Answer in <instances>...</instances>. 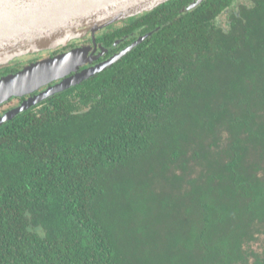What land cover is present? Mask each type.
<instances>
[{
  "label": "trees",
  "instance_id": "obj_1",
  "mask_svg": "<svg viewBox=\"0 0 264 264\" xmlns=\"http://www.w3.org/2000/svg\"><path fill=\"white\" fill-rule=\"evenodd\" d=\"M192 1L97 31L155 30L0 124V264H264V0Z\"/></svg>",
  "mask_w": 264,
  "mask_h": 264
},
{
  "label": "water",
  "instance_id": "obj_2",
  "mask_svg": "<svg viewBox=\"0 0 264 264\" xmlns=\"http://www.w3.org/2000/svg\"><path fill=\"white\" fill-rule=\"evenodd\" d=\"M168 0H0V68L24 55L64 46L91 32L92 45L81 44L28 62L0 76V105L20 103L0 113V124L44 99L66 90L112 65L155 30L139 36L108 58L98 60L96 32ZM204 0H194L184 10ZM237 4V0L233 5ZM228 11V10H226ZM100 48H104L100 45ZM106 49V48H104ZM96 61V62H95Z\"/></svg>",
  "mask_w": 264,
  "mask_h": 264
},
{
  "label": "flooded vegetation",
  "instance_id": "obj_3",
  "mask_svg": "<svg viewBox=\"0 0 264 264\" xmlns=\"http://www.w3.org/2000/svg\"><path fill=\"white\" fill-rule=\"evenodd\" d=\"M129 18V17H128ZM128 18H125V19H123V21L124 20H126V19H128ZM91 37V32L89 31L88 32V34L86 35V36H84V37H82V38H76V39H74V40H72V41H70L69 43H68V45L70 44V43H75V44H77V45H81V44H89V41H91V39H89ZM134 40V39H133ZM135 40H136V38H135ZM134 40V41H135ZM124 42V40H117L116 42H115V44H119L118 46H119V49H117L114 53H117V52H119L120 50H122L123 48H125V47H123V46H121V44ZM132 42V41H131ZM98 46V45H97ZM118 46H116V47H118ZM126 46V45H125ZM60 47V46H59ZM69 47V46H68ZM58 48V47H57ZM70 48V47H69ZM55 49V48H54ZM51 50L53 53L55 52V50ZM60 50V49H59ZM50 50H46V51H43V52H45V54L46 53H50L51 52ZM97 51L98 52H100V51H102V50H100V48H98L97 47ZM109 51H111V50H109ZM104 52V54L103 55H101V57L99 58V60H102V59H104V58H106L107 57V55H108V50H106V51H103ZM109 56V55H108ZM19 103L21 102L20 100L18 101ZM16 105V104H15Z\"/></svg>",
  "mask_w": 264,
  "mask_h": 264
},
{
  "label": "rangeland",
  "instance_id": "obj_4",
  "mask_svg": "<svg viewBox=\"0 0 264 264\" xmlns=\"http://www.w3.org/2000/svg\"><path fill=\"white\" fill-rule=\"evenodd\" d=\"M237 5H238V2H237V4L234 5V7H237ZM224 18H225V19H224ZM225 21H226V16H220V17H218V19H217V22H218L219 24H224ZM24 56H27V55H24ZM12 103L15 105V102H14V101H12L10 104H12ZM16 104H18V102H17ZM12 106H13V105H12ZM12 106H11V107H12ZM8 108H10V106H9Z\"/></svg>",
  "mask_w": 264,
  "mask_h": 264
}]
</instances>
